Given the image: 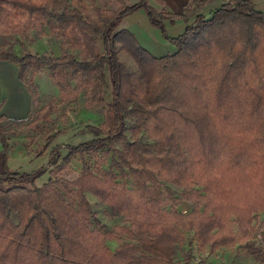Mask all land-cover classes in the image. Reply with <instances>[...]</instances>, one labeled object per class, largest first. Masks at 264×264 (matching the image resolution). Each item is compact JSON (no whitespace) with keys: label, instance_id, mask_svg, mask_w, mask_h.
Segmentation results:
<instances>
[{"label":"trees","instance_id":"16d2710c","mask_svg":"<svg viewBox=\"0 0 264 264\" xmlns=\"http://www.w3.org/2000/svg\"><path fill=\"white\" fill-rule=\"evenodd\" d=\"M113 1L109 9L93 0H0V36L44 30L81 54H16L0 45V60L15 65L30 100L33 76L43 72L59 103L100 116L85 125L89 138L58 144L64 129L42 106L32 118L0 114L2 162L14 123L42 134L36 155L49 147L45 166L32 172L2 164L0 264H174L185 242L207 254L235 245L262 264L264 232L250 222L264 214V14L251 0H220L207 15L201 9L211 0H186L177 13L162 0H154L158 11L146 0ZM137 9L173 52L153 56L117 28ZM176 19L186 24L169 37L163 22ZM72 160L79 169L67 180L61 174ZM85 194L121 222L106 229ZM180 259L192 264L190 246Z\"/></svg>","mask_w":264,"mask_h":264},{"label":"rangeland","instance_id":"374dc122","mask_svg":"<svg viewBox=\"0 0 264 264\" xmlns=\"http://www.w3.org/2000/svg\"><path fill=\"white\" fill-rule=\"evenodd\" d=\"M123 1L129 4L134 0ZM146 1L155 9V11H158L160 9L159 5L154 3V0ZM93 2L96 6L109 9H113L117 6L116 2H114L113 0H93ZM213 4H209L211 9H213ZM119 27L120 26H117V28ZM0 45L4 47L10 46L13 52L16 54L24 50L36 54L51 53L53 55H58L65 52L72 53L77 59L81 58V54H79L76 50L66 48L64 45H61L59 40L45 34L44 30H42V32H38L37 30H30L25 36H0ZM118 58L126 66L128 71H135L134 64L125 53L119 51ZM5 63L7 64L6 61ZM11 66L14 68V72L16 73L15 65L11 64ZM33 82L36 87L37 96L31 98L28 116L32 118V111L42 106V113H45L47 117L51 118L56 123L57 128L64 129L54 139L53 143L75 144L90 137L89 132L85 129V125H95L99 122L100 116L96 109H86L83 108L80 104H69L66 106L59 103L55 85L43 72L36 73L33 76ZM34 124L35 122L32 125ZM29 127L31 126L24 125L23 123H14V125L12 126V135L9 139L10 149L6 153L7 155L4 158V162L1 161L0 147V171L3 168L2 164H4L7 170H18L23 172H32L40 166H45V163L48 159L49 147L40 155H36L43 144V137L39 131L29 129ZM108 159L109 154L104 155L101 165L105 166ZM78 169L79 162L77 160H72L68 169L61 175L64 179L71 180L76 176ZM46 178L47 173L44 174L40 179H38L36 183L40 184ZM85 195L90 206L94 210L97 219L106 229L111 230L112 226L121 222L120 218L111 217L109 215L107 207L104 204L100 203L94 196L90 194ZM184 203L185 206H188L189 208L190 205L186 202ZM176 209L182 215H184L188 210L187 209L186 212H183L182 210L184 209L178 206L176 207ZM262 215L263 213H258L256 214V216H254V218L250 222L253 227H258V229H261ZM186 235L189 236L190 232H187ZM106 243L109 248H112L115 244L112 241H107ZM189 246L193 251L192 261H195L196 258L202 257L203 260L209 262L210 264H256V262L253 261L249 255H246L242 251L241 247H237L235 245L218 249L213 253L207 254L204 250H195L193 243L189 245L187 244V242L182 245V248L176 254L174 264H181V252Z\"/></svg>","mask_w":264,"mask_h":264},{"label":"crops","instance_id":"0c3cea01","mask_svg":"<svg viewBox=\"0 0 264 264\" xmlns=\"http://www.w3.org/2000/svg\"><path fill=\"white\" fill-rule=\"evenodd\" d=\"M162 1L163 7L167 11L177 13L180 12L186 0ZM219 2L220 0H211L201 9V13L207 15L211 9L209 4L214 3L212 8H215ZM251 2L256 10L264 14V0H251ZM191 20L192 17H189L186 23ZM186 23L180 19L173 22L164 21L163 27L167 36L174 37L181 33ZM118 26L129 31L134 40L153 56H162L174 51L173 46L165 41L159 31L148 23L147 17L141 9L126 15ZM30 101L27 90L16 78L14 68L10 63L7 62L6 64L5 61L0 60V114L8 118L25 117L30 109ZM183 204L180 203L178 207H182L184 209L182 211L186 212L188 206H185V203ZM261 225V230L264 232V214L262 215Z\"/></svg>","mask_w":264,"mask_h":264},{"label":"built area","instance_id":"2783aa9c","mask_svg":"<svg viewBox=\"0 0 264 264\" xmlns=\"http://www.w3.org/2000/svg\"><path fill=\"white\" fill-rule=\"evenodd\" d=\"M256 238H259L258 233L256 234ZM192 264H210V263L206 262L205 260L202 259V257H200V258H196L195 261H192ZM262 264H264V262Z\"/></svg>","mask_w":264,"mask_h":264}]
</instances>
